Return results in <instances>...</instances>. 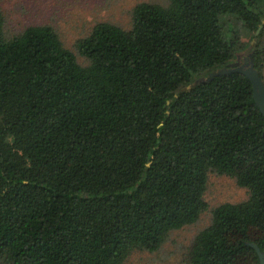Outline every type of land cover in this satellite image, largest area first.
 <instances>
[{
	"label": "trees",
	"instance_id": "trees-1",
	"mask_svg": "<svg viewBox=\"0 0 264 264\" xmlns=\"http://www.w3.org/2000/svg\"><path fill=\"white\" fill-rule=\"evenodd\" d=\"M7 20L0 7V264L155 251L208 208L211 171L249 196L213 209L186 264H259L264 114L244 73L198 79L251 46L264 81V0L140 3L129 29L77 40L88 65L52 25Z\"/></svg>",
	"mask_w": 264,
	"mask_h": 264
},
{
	"label": "rangeland",
	"instance_id": "rangeland-1",
	"mask_svg": "<svg viewBox=\"0 0 264 264\" xmlns=\"http://www.w3.org/2000/svg\"><path fill=\"white\" fill-rule=\"evenodd\" d=\"M169 2L170 0H0V7L8 19L9 34L18 33L31 24H50L57 30L65 46L76 53L78 62L88 65L89 60L78 53L76 42L90 34L97 23L110 22L129 29L133 10L138 4L168 5ZM228 20L234 22L233 17ZM247 49L237 52L233 62H244ZM248 196V189L240 186L234 177L211 171L205 193L208 208L199 219L171 231L155 251L135 249L122 264H186L192 240L212 222L213 209L225 202L246 200Z\"/></svg>",
	"mask_w": 264,
	"mask_h": 264
},
{
	"label": "water",
	"instance_id": "water-1",
	"mask_svg": "<svg viewBox=\"0 0 264 264\" xmlns=\"http://www.w3.org/2000/svg\"><path fill=\"white\" fill-rule=\"evenodd\" d=\"M261 28H262V25L259 26V28L257 29L256 35L259 34ZM255 41H256V38L252 40L251 44H254ZM250 51H251V46L248 47V49L245 52L247 56L245 57V60L243 63L237 60L236 62L230 63L229 66L227 67H222L218 70H214L210 72L208 77L201 78L198 81L211 80L212 78H214L215 76L219 74H225V73H229L233 71L242 72L252 80L253 86H254V97H255L256 103L259 105V107L261 108L264 114V81L262 77L260 76L257 68L255 67V64L252 58V53H250ZM252 245L253 247L256 248L258 252L259 259H260L259 264H264V251H262L257 244H252Z\"/></svg>",
	"mask_w": 264,
	"mask_h": 264
},
{
	"label": "flooded vegetation",
	"instance_id": "flooded-vegetation-1",
	"mask_svg": "<svg viewBox=\"0 0 264 264\" xmlns=\"http://www.w3.org/2000/svg\"><path fill=\"white\" fill-rule=\"evenodd\" d=\"M241 63H243V62H241Z\"/></svg>",
	"mask_w": 264,
	"mask_h": 264
}]
</instances>
